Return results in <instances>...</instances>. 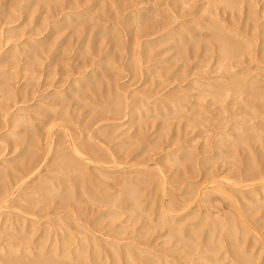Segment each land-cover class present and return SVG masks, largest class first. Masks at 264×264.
Wrapping results in <instances>:
<instances>
[{"label": "rangeland", "instance_id": "rangeland-1", "mask_svg": "<svg viewBox=\"0 0 264 264\" xmlns=\"http://www.w3.org/2000/svg\"><path fill=\"white\" fill-rule=\"evenodd\" d=\"M145 1L84 0L86 6L73 8L90 7L89 17L68 21L64 20L67 0H0V248L6 246L0 249V264H24L23 259L25 264H158L163 259H194L200 264L203 260L196 254L201 250L200 255L211 254L204 247L213 245L217 256L231 251L237 253L236 260L245 256L249 264H264V0H254L256 9L250 3L253 0H242L243 5L237 0L239 7L234 0H227L231 5L225 0L223 5L213 2L216 6L210 2L207 9L202 7L207 0ZM135 6L138 9L131 13ZM248 10L258 19L252 14L248 17ZM175 16H179L177 21ZM219 20V26L234 23L230 28L247 34L246 46L242 43L245 58L233 59L237 67L230 66L212 41L206 42L210 25L216 26ZM151 23H170L173 37H185L173 41L171 35L165 39L163 32L150 29L151 35L137 43L138 36L149 32L144 26ZM193 36L202 43L192 41ZM150 38L154 40L148 44ZM223 62L233 73L227 65L223 69ZM231 75L237 80L242 76L239 81L244 80L242 84L249 88L239 95L232 90L228 96H217L214 87L205 85L207 81L216 86L229 83L234 78ZM234 125L239 131L231 130ZM240 132L246 136L237 141ZM63 155L71 160H58ZM254 173H261L260 179L256 174L255 181ZM250 187L258 189L250 191ZM171 199L174 203L170 204ZM172 203L174 209H168ZM188 208H193L190 214L169 222L170 216L187 213ZM179 222L192 230L190 239L181 241L173 234L172 228L179 227ZM59 237L68 238L69 248L82 245L85 257L67 260L68 256L57 255L56 242L63 241ZM18 239H22L20 244ZM187 248L198 252L189 257ZM185 253L188 255H181ZM7 254L14 259L9 260ZM230 258H223L222 264Z\"/></svg>", "mask_w": 264, "mask_h": 264}, {"label": "bare ground", "instance_id": "bare-ground-1", "mask_svg": "<svg viewBox=\"0 0 264 264\" xmlns=\"http://www.w3.org/2000/svg\"><path fill=\"white\" fill-rule=\"evenodd\" d=\"M46 1H47V0H46ZM74 1H75V0H74ZM74 1H73L74 4H70V3H72L71 0H70V1L67 0V4H66V6H67V8H68V7H69V8H68L67 11L65 12L66 17L64 16V17H65L64 20L72 21L74 18L78 19V18H81V17H83V16H85V15H87V16L89 17L88 12H89V10H90V9H89L90 7H89V8H86V7H85V8H83L81 11H74V8H75V7L78 9L79 7H82V5L86 6L85 3L87 4V2H83V1H84V0H83L82 3L79 2V4H78V3L76 4ZM77 1H79V0H77ZM85 1H88V0H85ZM144 1H145V0H144ZM146 1H147V0H146ZM146 1H145V2H146ZM164 1H165V0H164ZM174 1H175V0H174ZM174 1H173L172 3H174ZM179 1L182 2L183 0H178V3H179ZM186 1H188V0H186ZM194 1H195V0H194ZM196 1H197V0H196ZM218 1H219L220 4H221V2H222L223 0H207V1H205V2L202 3V7H203V9H204V7H205V9H207L206 6H209L208 4H210V2H211V3H213V2L217 3ZM225 1H226V2H224V3H227V0H225ZM234 1H236V4H237V0H234ZM245 1H246V0H245ZM245 1H244V2H245ZM247 1H248V0H247ZM251 1H252V0H251ZM259 1H260V0H259ZM69 2H70V3H69ZM95 2H96V1H95ZM241 2H242V0H241V1L238 0V3H239V4H240ZM248 2H249V1H248ZM257 2H258V1H257ZM182 3H183V2H182ZM184 3H185V2H184ZM194 3H197V2H194ZM194 3H193V4H194ZM229 3H230V1H229L227 4H229ZM250 3H252V5H253L252 7H253V8L255 7L254 5L257 4V3H256V4H253V3H254V0H253L252 2H250ZM96 4H98V3H96ZM231 4H232V2H231ZM231 4H229V5H231ZM239 4H237L238 7H239ZM241 4L243 5V3H241ZM245 4H247V2H246ZM101 5H103V4L101 3ZM106 5H107V4H106ZM135 5L138 6V4H135ZM167 5H168V4H167ZM182 5H183V4H182ZM194 5H195V4H194ZM200 5H201V4H200ZM213 5H214V3H213ZM222 5H223V2H222ZM250 5H251V4H250ZM250 5H249V6H250ZM84 6H83V7H84ZM159 6H160V5H159ZM214 6H216V5H214ZM227 6H228V5H227ZM240 6H241V5H240ZM249 6L247 5V7H249ZM263 6H264V5H263ZM73 7H74V8H73ZM96 7H97V6H96ZM123 7H124V6H123ZM127 7H128V6H127ZM142 7H143V6H142ZM231 7H232V6H231ZM250 7H251V6H250ZM252 7H251V9H253ZM70 8H72L73 11H69ZM222 8H223V6H222ZM229 8H230V6H229ZM64 9H65V7L61 9L62 12L64 11ZM72 9H71V10H72ZM77 9H76V10H77ZM93 9H94V8H93ZM95 9H96V8H95ZM123 9H124V8H123ZM125 9H126V8H125ZM137 9H138V7L136 8V6H135L134 8L131 9V11H130V10H129V11H130L131 13H135ZM212 9H213V8H212ZM212 9H211V10H212ZM218 9H219V8H218ZM248 9H249V8H248ZM251 9H250V10H251ZM255 9H256V7H255ZM255 9H253V10H255ZM126 10H127V9H126ZM140 10H141V9H140ZM143 10H144V9H143ZM143 10H142V12H143ZM201 10H202V9H201ZM209 10H210V8H209ZM232 10H233V9H232ZM240 10H241V9H240ZM240 10H239V11H240ZM253 10H252V11H253ZM129 11H128V12H129ZM202 11H203V10H202ZM207 11H208V10H207ZM207 11H206V12H207ZM219 11H220V10H219ZM227 11H228V10H227ZM242 11H243V10H242ZM245 11H246V10H245ZM263 11H264V8H263ZM92 12H93V11H92ZM124 12H125V11H124ZM139 12H141V11H139ZM139 12H138V13H139ZM204 12H205V11H204ZM209 12H210V11H209ZM248 12H249V10L247 11V13H248ZM259 12H260V11H259ZM90 13H91V12H90ZM96 13H97V12H96ZM182 13H183V12H182ZM182 13H181V14H182ZM223 13H224V12H223ZM254 13H255V12H254ZM254 13H253V12H252V13L249 12V13H248L249 15H248V14H246V15H248V17H249V16L252 14V17H253V14H254ZM262 13H263V12H262ZM129 14H130V13H129ZM147 14H148V13H147ZM154 14H155V13H154ZM174 14H175V13H174ZM181 14H180V15H181ZM183 14H184V13H183ZM204 14H205V13H204ZM207 14H208V13H207ZM209 14L211 15V13H209ZM212 14H215V13H213V11H212ZM241 14H242V13H241ZM241 14H240V15H241ZM132 15H133V14H132ZM148 15H149V14H148ZM177 15H178V14H177ZM202 15H203V14H202ZM215 15H217V14H215ZM146 16H147V15H146ZM155 16H156V15H155ZM183 16H184V15H183ZM203 16H204V15H203ZM213 16H214V15H213ZM217 16H218V15H217ZM223 16H224V15H223ZM254 16H255V15H254ZM260 16H262V14H261ZM144 17H145V16H144ZM151 17H152V15H151ZM153 17H154V16H153ZM178 17H179V16H178ZM178 17L175 16V21H177ZM201 17H202V16H201ZM206 17H208V15H207ZM206 17H205V18H206ZM210 17H211V16H210ZM238 17H239V16H238ZM241 17H242V16H241ZM248 17H247V18H248ZM136 18H139V19H140L141 17H139V16L137 17V16H136ZM147 18H148V17H147ZM149 18H150V16H149ZM173 18H174V17H173ZM176 18H177V19H176ZM214 18H215V17H214ZM219 18H220V17H219ZM228 18H230V17H228ZM250 18H251V17H250ZM81 19H82V18H81ZM89 19H90V18H89ZM145 19H146V17H145ZM153 19H154V18H153ZM156 19H158V18H156ZM156 19H155V20H156ZM199 19H200V18H199ZM209 19H210V18H209ZM211 19H213V18H211ZM223 19H224V18H222V20H223ZM253 19H255V17H253ZM256 19H258V18H256ZM256 19H255V20H256ZM87 20H88V19H87ZM90 20H92V19H90ZM95 20H96V19H95ZM136 20H137V19H136ZM147 20H148V19H147ZM191 20H192V19H191ZM193 20H194V19H193ZM193 20H192V21H193ZM196 20H197V19H196ZM232 20H233V19H232ZM251 20H252V19H251ZM107 21H108V20H107ZM134 21H135V20H134ZM157 21H159V20H157ZM170 21H171V20H170ZM173 21H174V20H173ZM186 21H187V20H186ZM211 21H212V20H211ZM216 21H217V19H216ZM216 21H213V22H216ZM226 21H227V20H226ZM239 21H240V20H239ZM81 22H84V20H82ZM152 22H153V21H152ZM161 22H163V20H161ZM165 22H166V21H165ZM202 22H203V21H202ZM204 22H205L204 24H206V21H204ZM209 22H210V21H209ZM218 22H219V23H218ZM218 22H216V23H218V25L215 23L216 26H212V24L210 23V24H211V25H210V26H211V27H210V28H211L210 30H211L212 33L209 31V34L211 33V34H210L211 36L208 34V36H207L208 39L206 40V42H207V41H212V42H213V47H214V44H215L216 48L219 49V51H221L222 55L224 54L223 57H225L226 60L229 59L228 63H230V66H232V64H235V62H233V59L235 60V57H236V58H239L241 55L243 56L244 53H243V50H242V49H244V48H243L242 46H243L244 44L242 45V43L245 42V46H246L247 43H246L245 40H246V38H248V37H247V34H246V35H245V34L243 35L241 32L238 33L237 30L235 31V28H234V27L230 28L231 26L234 25V23H232L233 25H230V27H226V23H227V22H225V24H224V23H223L224 20H223V22H222L223 25H221V26H219V25L221 24V23H220L221 21L219 20ZM244 22H245V21H244ZM262 22H263V21H262ZM79 23H80V22H79ZM84 23H85V22H84ZM106 23H107V22H106ZM137 23H138V22H137ZM170 23H171V22H170ZM170 23L167 24V25H164V24L161 25L162 23H161V24L159 23L160 25L155 24V23L152 25V23H151L150 26H144V28H145V27H149V28H145V29H148V31L151 29V30H154V31L157 30L158 32H159V31L163 32L161 36H162V38H165V39H168V37H169L170 35L172 36V40H173V41L183 39V37H185V36H183L182 34H181V35H182L183 37L180 36V37H179L180 39H176L175 37H173V36H174V35H173L174 33H171L172 30L170 31V28H169V27H170ZM237 23H239V22H237ZM252 23H253V22H252ZM254 23H255V22H254ZM257 23H258V22H257ZM172 24H173V23H172ZM207 24H208V22H207ZM213 24H214V23H213ZM195 25H197V26H198V25H199V26H202V25H200L199 23H195ZM195 25H194V26H195ZM238 25H239V24H238ZM260 25H261V22H260ZM112 26H113V25H112ZM222 26H225V27L223 28ZM234 26H235V25H234ZM244 26H245V25H244ZM253 26H254V25H253ZM257 26H259V25L257 24ZM257 26H256V27H257ZM262 26H263V24H262ZM113 27H114V26H113ZM142 27H143V26H142ZM180 27H181V26H180ZM188 27H189V26H188ZM144 28H143V29H144ZM172 28H173V27H172ZM175 28H176V27H175ZM183 28H184V27H183ZM191 28H192V27H191ZM191 28H190V29H191ZM246 28H247V25H246L245 29H246ZM248 28H249V27H248ZM143 29H142V30H143ZM145 29H144V30H145ZM180 29H181V28H180ZM190 29H189V30H190ZM194 29H195V28H194ZM202 29H203V28H202ZM207 29H208V27H207ZM256 29H257V28H255V30H256ZM227 30H228V32H227ZM260 30H261V29H260ZM146 31H147V30H146ZM154 31H152V32H154ZM157 31H156V32H157ZM175 31H176V30H175ZM175 31H174V32H175ZM242 31H243V30H242ZM194 32H195V31H194ZM196 32L198 33V30H197ZM204 32H205V31H204ZM245 32H246V30H245ZM247 32H248V31H247ZM247 32H246V33H247ZM260 32H261V31H260ZM263 32H264V30H263ZM138 33H139V32H138ZM142 33H143V32H142ZM142 33H141V34H142ZM145 33H146V34H145ZM145 33H144V35L142 34L141 36H138V37H137V41H138V42L136 41L137 43L142 44L140 39H141L142 37H144V36L151 35V34H150V31H149L148 33H147V32H145ZM154 33H155V32H154ZM176 33H177V32H176ZM176 33H175V34H176ZM183 33H184V32H183ZM197 33H196V34H197ZM251 33H252V32H251ZM160 34H161V33H160ZM188 34H189V33H188ZM191 34H192V33H191ZM249 34H250V33H249ZM252 35H253V34H252ZM256 35H257V34H256ZM261 35H262V34H261ZM157 36H158V35H157ZM175 36H176V35H175ZM199 36H200V35L198 34L197 37H199ZM147 37H148V36H147ZM153 37H154V36H153ZM200 37H202V36H200ZM203 37H204V36H203ZM203 37H202V38H203ZM205 37H206V36H205ZM262 37H263V36H262ZM189 38H191V37H189ZM252 38H254V37H252ZM258 38L260 39V37H258ZM155 39H156V38H155ZM170 39H171V37H170ZM184 39H186V38H184ZM194 39H195V36H193L192 41H193ZM205 39H206V38H205ZM205 39H204V40H205ZM244 39H245V40H244ZM153 40H154V38H152V39L150 38L149 40H147L148 44H149V42H151V41L153 42ZM197 40H198V39H197ZM247 40H248V39H247ZM262 40H263V39H262ZM142 41H143V40H142ZM194 41H196V40H194ZM199 41H202V40H199ZM256 41H257V40H256ZM147 42H146V45H148ZM163 42H165V41H163ZM166 42H167V41H166ZM171 43H172V42H171ZM189 43H191V41H190ZM194 43H195V42H194ZM196 43H198V42L196 41ZM201 43H202V42H201ZM201 43H198V44L200 45ZM204 43H205V41H204ZM210 43H211V42H210ZM251 43H252V41H251ZM251 43H250V45H251ZM139 44H138V45H139ZM177 44H178V43H177ZM186 44H187V43H186ZM192 44H193V43H192ZM207 44H208V43H207ZM207 44H204L203 46H205V45H207ZM248 44H249V43H248ZM208 45H209V44H208ZM144 46H145V45H144ZM192 46H193V45H192ZM197 46H198V45H197ZM145 47H146V46H145ZM213 47H212V48H213ZM209 48H210V47H209ZM214 48H215V47H214ZM187 49H188V47H187ZM203 49H204V48H203ZM249 49H250V48H249ZM245 50H246V49H245ZM185 51H186V49H185ZM205 51H207V50H205ZM245 53H246V52H245ZM246 55H247V54H246ZM223 57H222V58H223ZM243 57H244V56H243ZM220 58H221V57H220ZM244 58H245V57H244ZM244 58H243V59H244ZM225 59H224V60H225ZM238 60H239V59H238ZM238 60H235V61L237 62ZM241 61H242V60H241ZM241 61H240V62H241ZM87 62H88V61H87ZM219 62H220V61H219ZM224 62H225V61H224ZM224 62H223V63H224ZM226 63H227V61H226ZM226 63L223 64V66H224L223 69L226 68L225 66L228 64V63H227V64H226ZM241 63H242V65H243V63H245V62H241ZM241 63H239V64H241ZM87 64H88V63H87ZM87 64H86V65H87ZM89 65H90V64H89ZM235 65H236V64H235ZM227 66L229 67V65H227ZM238 66H239V65H238ZM233 67H234V66H233ZM236 67H237V65H236ZM248 68H249V67H248ZM227 69L230 70L231 68L229 67V68H227ZM227 69H226V70H227ZM234 69H235V68H234ZM245 69H246V68H245ZM228 70L226 71V73L228 72ZM232 70H233V69H232ZM232 70H230V72H231ZM248 70H250V69H248ZM252 70H253V69H252ZM242 71H243V70H242ZM244 71H245V70H244ZM224 72H225V70H224ZM235 72H236V71H235ZM240 72H241V70H240ZM226 73H225V74H226ZM231 73H233V72H231ZM238 73H239V72H237V74H238ZM223 74H224V73H223ZM225 74H224V75H225ZM229 74H230V73H229ZM229 74H227V75L230 77ZM239 74H241V73H239ZM233 75H234V74H233ZM242 75H243V73H242ZM247 75H248V74H247ZM231 76H232V75H231ZM239 76H241V75H239ZM220 77H221V76H220ZM233 77H234V76H232V78H233ZM237 77H238V75H237ZM241 77H242V76H241ZM241 77H239V79H240ZM217 78H219V77L217 76ZM224 78H225V77H224ZM226 78H227V77H226ZM226 78L223 79V80L226 81ZM230 78H231V77H230ZM234 78H235V77H234ZM234 78H233L232 80L229 79V81H230L229 83H227V82L223 83V82H221V81H220L221 83H219L218 80L215 81V83L218 82L219 84H221V85H219V86H216V84L214 85V84H212V83H209V81H207V82L205 83V85H206L207 87L209 86L211 89H213V87H214V88H215V91L218 92V93H213V92L211 91L210 94L213 93L214 95L216 94L217 96H218V95L221 96V94H222V96H224L223 94H224V93H225V94L227 93L226 95L228 96V94H229L228 92H230V91H232V90H233V91L236 90V91H239V92H236V93H238V95H239V93H240L242 90L245 91V89L247 88V86H245L246 84H242L243 81H244L243 79H242L243 81L240 80V81H241V82H240L239 79L237 80L236 78H235V79H234ZM242 78H243V77H242ZM245 78H246V77H244V79H245ZM208 79H209V78H208ZM210 79H211V78H210ZM210 79H209V80H210ZM219 79H220V78H219ZM227 79H228V78H227ZM215 80H216V79H215ZM220 80H221V79H220ZM245 80H246V79H245ZM256 80H257V79H256ZM262 80H263V79H262ZM195 81L197 82L198 80L195 79ZM195 81H193V83H195ZM212 82L214 83V80H213ZM254 82H255V81H254ZM193 83H192V84H193ZM201 83H202V81H201ZM244 83H245V82H244ZM249 83H250V82H249ZM195 84H196V83H195ZM201 85H202V84H201ZM203 85H204V84H203ZM100 87H101V86H100ZM199 87H200V86H199ZM263 87H264V86H263ZM190 88H191V87H190ZM201 88H202V86H201ZM203 88H204V87H203ZM203 88H202V89H203ZM248 88H249V84H248ZM248 88H247V89H248ZM250 88H251V87H250ZM208 89H209V88H208ZM211 89H210V90H211ZM251 89H252V88H251ZM255 89H256V88H255ZM263 90H264V89H263ZM257 91H258V90H257ZM208 92H209V90H208ZM250 92H252V91L250 90ZM253 92H255V91H253ZM219 93H220V94H219ZM263 93H264V92H263ZM205 94H206V93H205ZM249 95H251V94H249ZM255 95H256V94H255ZM230 96H231V95H230ZM253 96H254V95H253ZM251 97H252V95H251ZM212 98L214 99L215 96L212 97ZM219 98H220V97H219ZM259 98H261V96H260ZM221 99H222V98H221ZM216 100H217V99H216ZM218 100H219V99H218ZM257 100H258V98H257ZM231 101H232V100H230V102H231ZM258 101H259V100H258ZM262 101H263V100H262ZM262 101H261V102H262ZM119 103H120V102H119ZM169 104H171V103H169ZM115 105H116V104H115ZM121 105H122V104H121ZM131 105H132V104H131ZM181 105H182V104H181ZM113 106H114V105H113ZM164 106H167V105H164ZM164 106H163V107H164ZM133 107H134V106H133ZM160 107H161V106H160ZM167 107H168V106H167ZM170 107H171V106H170ZM177 107H178V106H177ZM183 107H184V106H183ZM114 108H115V107H114ZM117 108H118V106H117ZM180 108H181V107H180ZM251 108H253V107H251ZM129 109H130V108H129ZM132 109H133V108H132ZM109 111H110V110H109ZM118 111H119V110H118ZM114 112H115V111H114ZM110 113H112V112H110ZM119 114H120V113H119ZM132 114H133V113H132ZM47 115H48V114H47ZM114 115H117V114H114ZM54 118H55V117H54ZM244 122H245V121H244ZM236 123H238V124L240 125V126H239V128H240V127H241V124H240L239 122H236ZM31 125H32V124H31ZM234 126H235V125H234ZM230 127H231V126H230ZM232 127H233V126H232ZM253 127H254V126H253ZM241 128H242V127H241ZM258 128H259V127H258ZM234 129H238L237 125H236L234 128H231V130H234ZM227 130H228V129H227ZM257 130H258V129H257ZM228 131H229V130H228ZM228 131H227V132H228ZM238 131H239V129H238ZM253 131H254V130H253ZM255 131H256V130H255ZM25 132H26V131H25ZM103 132H104V131H103ZM222 132H223V131H222ZM242 132H243V131H242ZM246 132H247V131H246ZM249 132H250V131H249ZM15 133H16V132H15ZM28 133H30V132L28 131ZM33 133H34V132H33ZM240 133H241V132H240ZM244 133H245V132H244ZM106 134H107V133H106ZM226 134H227V133H226ZM246 134H248V132H247ZM253 134H254V133H253ZM26 135H27V133H26ZM31 135H32V132H31ZM103 135H104V134H103ZM232 135L234 136V134H232ZM232 135H231V136H232ZM106 136H107V135H106ZM245 136H246V135H245ZM245 136L242 135V133H241V134L237 137V139H238L237 141H241L242 139H244ZM99 137H101V136H99ZM105 138H106V137H105ZM28 139H29V138H28ZM28 139H27V140H28ZM30 139H31V138H30ZM231 140L233 141L234 139H231ZM28 141H30V140H28ZM228 141H229V139H228ZM232 141H231V142H232ZM231 142H230V143H231ZM229 145H230V144H229ZM231 145H232V144H231ZM28 146H29V145H27V147H28ZM30 146H31V145H30ZM33 147H34V146H33ZM74 147H75V145H74ZM76 147H77V146H76ZM78 147L80 148V146H78ZM79 148H78V149H79ZM30 149H31V148H30ZM82 149H83V148H82ZM82 149H81V150H82ZM74 150H76V149H74ZM79 150H80V149H79ZM81 150H80V151H81ZM29 151H30V150H29ZM76 151H77V150H76ZM92 151H93L94 154H95V151H94V150H92ZM205 151H206V150H205ZM27 152H28V151H27ZM38 152H40V150L37 151V153H38ZM70 152H71V151H70ZM78 152H79V151H78ZM81 152H82V151H81ZM34 153H35V150H34L33 154H34ZM45 153H46V152H45ZM51 153H52V152H51ZM57 153H58V152H57ZM79 153H80V152H79ZM206 153H207V151H206ZM80 154H82V153H80ZM84 154H85V153H84ZM24 155H25V154H24ZM29 155L31 156L32 154H29ZM59 155H60V154H59ZM59 155H58V156H59ZM73 155H74V154H73ZM189 155H190V154H189ZM36 156H37V154H36ZM36 156L34 155V157H36ZM44 156H45V155H44ZM190 156H192V155H190ZM24 157H25V156H24ZM68 157H69V155H68ZM68 157H66L65 155H63V156L59 157L58 160H61L62 162H63V161H67V162H68L69 159H70V158H68ZM37 158L39 159V157H37ZM43 158H44V157H43ZM75 158H76V157H75ZM93 158H94V157H93ZM23 159H24V158H23ZM32 159H33V158H32ZM41 159H42V158H41ZM56 159H57V158H56ZM77 159H78V158H77ZM1 160H2V159H1ZM26 160H27V158H26ZM36 160H37V159H36ZM50 160H51V159H50ZM70 160H71V159H70ZM27 161H28V160H27ZM29 161H30V159H29ZM31 161H32V160H31ZM37 161H38V160H37ZM67 162H66V163H67ZM34 163H35V161H34ZM34 163H33V165H34ZM36 163H37V162H36ZM63 163H64V162H63ZM253 163H255V162H253ZM27 164H28V163H27ZM31 164H32V163H31ZM72 164H74V163H72ZM14 165H15V164H14ZM18 165H19V164H18ZM36 165H37V164H36ZM36 165H35V166H36ZM69 165H70V164H69ZM75 165H77V164H75ZM75 165H74V166H75ZM15 166H16V165H15ZM20 166H21V165H20ZM27 166L29 167V165H27ZM17 167H18V166H17ZM22 167H23V166H22ZM262 167H263V166H262ZM8 168H9V167H8ZM13 168H15V167H13ZM32 168H33V167H31V169H32ZM77 168H79V167H77ZM258 168H260V167L258 166ZM263 168H264V167H263ZM28 169H29V168H28ZM35 169H36V168H35ZM62 169H63V165H62ZM253 169H254V168H253ZM5 170H6V169H5ZM7 170H8V169H7ZM12 170H13V169H12ZM19 170H20V169H19ZM25 170H26V169H25ZM262 170H263V169H262ZM262 170H261V171H262ZM0 171H1V170H0ZM14 171H15V170H14ZM255 171H256V169H255ZM4 172H5V171H4ZM62 172H63V171H62ZM69 172H70V170H69ZM73 172H76V171L73 170ZM2 173H3V172H2ZM9 173H10V172H9ZM13 173H14V172H13ZM17 173H18V172H17ZM60 173H61V172H60ZM63 173H64V172H63ZM78 173H79V172H78ZM78 173H77V174H78ZM243 173H244V172H243ZM257 173H258V172H257ZM257 173H256V174H257ZM261 173H262V172H261ZM261 173H260V175H261ZM3 174H4V173H3ZM11 174H12V173H11ZM24 174H25V173H24ZM72 174H73V173H72ZM254 174H255V173H254ZM256 174H255L254 177H253V178H255V179H254L255 181H256L257 178L260 179V178H259L260 175L257 174V176H256ZM6 175H7V174H6ZM14 175H15V174H14ZM26 175H27V174H26ZM63 175H64V174H63ZM75 175H76V174H73L74 177H75ZM244 175H245V174H244ZM249 175H250V174H249ZM258 175H259V176H258ZM1 176H2V175H1ZM11 176H12V175H11ZM15 176H16V175H15ZM18 176H19V174H18ZM18 176H16V177H18ZM22 176L24 177L23 174H22ZM27 176H28V175H27ZM64 176H66V175H64ZM73 176H72V177H73ZM83 176H84V175H83ZM240 176H241L240 179H242V174H241ZM247 176H248V175H247ZM247 176H245V177H247ZM255 176H256L257 178H256ZM263 176H264V174H263ZM2 177H3V176H2ZM5 177H6V176H5ZM3 178H4V177H3ZM61 178H62V177H61ZM70 178H71V176H70ZM79 178H80V177H79ZM85 178H86V177H85ZM247 178H248V177H247ZM247 178H246V179H247ZM9 179H10V177H9ZM9 179L7 178L8 182H9ZM14 179H15V177H14ZM20 179H21V178H20ZM20 179H19V180H20ZM23 179H24V178H23ZM51 179H52V178H51ZM224 179H225V178H224ZM238 179H239V177H238ZM240 179H239V180H240ZM243 179H244V178H243ZM246 179H244V181H245ZM258 179H257V180H258ZM263 179H264V178H263ZM5 180H6V178H5ZM42 180H43V179H42ZM77 180H78V179H77ZM133 180H134V179H133ZM227 180H228V179H227ZM232 180H233V179H232ZM247 180L249 181V178H248ZM78 181H79V180H78ZM235 181H237V180H235ZM255 181H254V182H255ZM43 182H44V181H43ZM68 182H69V181H68ZM122 182H123V181H122ZM242 182H243V180H242ZM245 182H247V181H245ZM13 183H14V182H13ZM41 183H42V182H41ZM41 183H40V184H41ZM45 183H46V182H45ZM45 183H43V184H45ZM56 183H57V181L55 182V184H56ZM84 183H85V182H84ZM86 183H87V182H86ZM234 183H235V182H234ZM243 183H244V182H243ZM16 184H18V183H16ZM128 184H129V183H128ZM211 184H213V182H212ZM236 184H237V185H240V183H236ZM11 185H12V184H11ZM52 185H54V184H52ZM57 185H58V184H57ZM57 185H56V186H57ZM115 185H116V184H115ZM121 185H122V183H121ZM218 185H219V184H218ZM218 185H217V186H218ZM261 185H263V184H261ZM35 186H37V184H36ZM50 186H51V185H50ZM64 186H65V185H64ZM122 186H123V185H122ZM231 186H233V185H231ZM258 186H259V185H258ZM68 187H69V186H67V188H68ZM124 187H125V185H124ZM220 187H221V184H220ZM222 187H223V186H222ZM251 187H253V186H251ZM251 187H250V188H251ZM263 187H264V186H263ZM27 188H28V187H27ZM49 188H52V187H49ZM53 188H54V187H53ZM56 188H57V187H56ZM69 188H70V187H69ZM83 188H84V187H83ZM83 188H81V189H83ZM85 188H86V187H85ZM85 188H84V189H85ZM129 188H130V187H129ZM135 188H136V187H135ZM255 188H256V187H255ZM255 188H254V189H255ZM260 188H261V187H260ZM8 189H9V188H8ZM73 189H74V188H73ZM87 189H88V188H87ZM121 189H123V188H121ZM130 189H131V188H130ZM189 189H190V188H189ZM191 189H192V188H191ZM215 189H216V188H215ZM232 189L235 190V188H232ZM248 189H249V188H248ZM251 189H252V188H251ZM254 189H252V190H250V191H253ZM257 189H258V188H256V190H257ZM57 190H58V189H57ZM88 190H89V189H88ZM88 190H87V191H88ZM128 190H129V189H128ZM187 190H188V189H187ZM187 190H186V191H187ZM204 190H205V189H204ZM213 190H214V188H213ZM234 190H232V191H234ZM236 190H237V189H236ZM236 190H235V192H236ZM242 190H243V188H242ZM245 190H246V189H245ZM256 190H255V191H256ZM261 190H262V189H261ZM6 191H7V190H6ZM60 191H61V190H60ZM66 191H67V190H66ZM91 191H92V190H91ZM131 191H132V190H131ZM167 191H168V190H167ZM216 191L219 192L220 190H216ZM237 191H238V190H237ZM250 191L248 190V192H250ZM255 191H254V192H255ZM22 192H23V191H22ZM40 192H41V191H40ZM51 192H53V190H52ZM54 192H55V191H54ZM72 192H73V191H72ZM83 192H84V191H83ZM118 192H121V191H118ZM168 192H169V191H168ZM188 192H189V191H188ZM204 192H205V191L202 192V193H203L202 195L205 196L207 193L205 192V193H206V194H205ZM239 192H242V191L240 190ZM243 192H244V190H243ZM254 192H253V194H254ZM260 192H261V191H260ZM8 193H9V191H8ZM35 193H36V192H35ZM68 193H69V192H68ZM89 193H90V192H89ZM129 193H130V191H129ZM231 193H232V192H231ZM246 193H247V192H246ZM246 193H245V194H246ZM263 193H264V192H263ZM29 194H30V193H29ZM64 194H65V193H64ZM69 194H70V193H69ZM74 194H75V193H73L72 195H74ZM83 194H84V193H83ZM108 194H109V193H108ZM112 194H113V193H112ZM117 194H118V193H117ZM122 194H123V193H122ZM122 194H121V195H122ZM240 194H242V193H240ZM247 194H248V193H247ZM247 194H246V197H248ZM255 194H256V193H255ZM257 194H258V192H257ZM8 195H9V194H8ZM38 195H39V194H38ZM40 195H41V194H40ZM115 195H116V194H115ZM128 195H129V194H128ZM29 196H30V195H29ZM60 196H62V194H61ZM194 196H195V195H194ZM230 196H231V195H230ZM257 196H258V195H257ZM257 196H256V197H257ZM25 197H26V196H25ZM62 197H63V196H62ZM116 197H117V196H116ZM200 197H202V196H200ZM0 198H1V197H0ZM17 198H18V197H17ZM185 198H186V197H185ZM188 198H189V197H188ZM192 198H193V197H192ZM194 198H195V197H194ZM235 198H236V197H235ZM252 198H253V197H252ZM257 198H259V197H257ZM257 198H255V199H257ZM25 199H26V198H25ZM93 199H94V198H93ZM128 199H129V198H128ZM2 200H3V199H2ZM4 200H5V198H4ZM16 200H17V199H16ZM29 200H30V199H29ZM171 200H172V199H171ZM179 200H180V199H179ZM185 200H186V199H185ZM192 200H193V199H191V201H192ZM258 200H259V199H257V201H258ZM93 201H94V200H93ZM96 201H97V200H96ZM100 201H101V200H100ZM113 201H114V199H113ZM115 201H116V200H115ZM15 202H16V201H15ZM171 202L174 203L173 200L170 201V204H171ZM182 202H183V200H182ZM189 202H190V200L188 201V205H189ZM137 203H139V202H137ZM173 203H172V205H170V204L168 205V209H170V208H171V210L174 209V204H173ZM183 203H184V202H183ZM237 203H238V202H237ZM8 204H9V203H8ZM11 204H12V203H11ZM14 204H15V203H14ZM14 204H13V205H14ZM175 204H176V203H175ZM200 204H201V203H200ZM25 205H26V204H25ZM25 205H23V206H25ZM179 205H180V204H178V207H180ZM186 205H187V204H186ZM238 205H239V204H238ZM7 206H8V205H7ZM169 206H170V208H169ZM181 206L183 207L182 204H181ZM9 207H10V206H9ZM21 207H22V206H21ZM195 207H196V206H195ZM180 208H181V207H180ZM180 208H179V209H180ZM239 208L242 209V207H240V206H239ZM7 209H8V208H7ZM18 209H19V208H18ZM20 209H21V208H20ZM127 209H129V208H127ZM181 209H183V208H181ZM176 210H178V209H176ZM0 211H1V210H0ZM24 211H25V210H24ZM191 211H193V208H191V209L188 208V209H187V213H183V214H174L173 216H170L168 220H169V222H173V221H175L177 218L182 217L184 214H190ZM175 212H176V211H175ZM189 212H190V213H189ZM160 213H161V212H160ZM227 213H228V215H230L229 212H227ZM243 213H244V212H243ZM233 214H234V213H233ZM18 215H19V214H18ZM225 215H226V214H225ZM0 217H1V216H0ZM225 217H227V216H225ZM244 217H246V216H244ZM13 219H14V218H13ZM203 219L205 220V218H203ZM213 219H214V218H213ZM230 219H231V221H232L233 218H230ZM248 220H249V219H248ZM154 221H155V220H154ZM201 221H202V220H201ZM218 221H219V219L216 220V223H217ZM222 221L224 222L223 219H222ZM6 222H7V221H6ZM18 222H20V221L18 220ZM202 222H204V221H202ZM202 222H201V223H202ZM225 222H226V221H225ZM225 222H224V223H225ZM236 222H237V221H236ZM11 223H12V222H10V224H11ZM13 223H14V221H13ZM173 223H174V222H173ZM179 223H180V222H179ZM201 223H200V224H201ZM230 223H233V222H230ZM230 223H229V224H230ZM8 224H9V223H8ZM17 224H18V223H17ZM20 224H21V222H20ZM167 224H168V223L166 222V226H165V227H168ZM171 224H172V223H171ZM198 224H199V223H198ZM211 224H212V223H211ZM236 224H237V223H236ZM13 225H14V224H13ZM21 225H22V224H21ZM164 225H165V224H164ZM172 225H174V224H172ZM179 225H180V226H179ZM183 225H184V224H183ZM189 225H190V224H189ZM195 225H196V224H195ZM216 225H218V224H216ZM9 226H10V225H9ZM14 226H15V225H14ZM17 226H18V225H17ZM169 226H171V225H169ZM175 226H176V225H175ZM178 226H179V227H177V228H174V227H173V228H172V230H173L172 232H173L174 235L179 236V237H178L179 240L183 241L184 239H187V238H189V236H191V235L188 234L189 230H191V229H188L189 227H188V228H187V227H184V226H182L181 223L178 224ZM221 226H222V225H221ZM4 227H5V226H4ZM18 227H19V226H18ZM23 227H24V226H23ZM60 227H61V226H60ZM81 227H82V225H81ZM85 227H86V226H85ZM171 227H172V226H171ZM208 227H209V226H208ZM210 227H211V225H210ZM215 227H216V226H215ZM229 227H230V226H229ZM192 228H193V227H192ZM213 228H214V227H213ZM217 228L219 229L220 227H217ZM222 228H223V227H222ZM227 228H228V227H227ZM12 229H13V228H12ZM167 229H168V228H167ZM167 229H166V230H167ZM225 229H226V228H225ZM232 229L234 230V227H232ZM243 229H244V228H243ZM58 230H59V228H58ZM209 230H210V229H208V231H209ZM211 230H212V229H211ZM214 230H216V229H214ZM222 230H223V229H222ZM228 230H229V229H228ZM230 230H231V228H230ZM12 231H13V230H12ZM62 231H63V230H62ZM167 231H169V230H167ZM191 231H192V230H191ZM217 231H218V230H217ZM219 231H220V230H219ZM58 232H59V231H58ZM58 232H57V233H58ZM90 232H91V231H90ZM196 232H197V231H196ZM199 232H201V231H199ZM212 232H213V231H212ZM220 232H221V231H220ZM57 233H55V234H57ZM62 233H63V232H62ZM94 233H95V232H94ZM191 233H192V232H191ZM191 233H190V234H191ZM213 233H214V232H213ZM217 233H218V232H217ZM235 233H236V232H235ZM165 234H166V233H165ZM165 234H164V235H165ZM173 234H172V235H173ZM209 234H210V233H209ZM209 234H208V235H209ZM227 234H228V233H227ZM227 234H226V235H227ZM62 235H63V234H62ZM62 235H61V236H62ZM65 235H66V234H65ZM65 235H63V236H65ZM164 235H163V236H164ZM172 235H171V237H173ZM196 235H197V234H196ZM213 235H214V234H212L211 236H213ZM217 235H218V234H217ZM223 235H224V234H223ZM234 235H235V234H234ZM237 235H238V234H237ZM12 236H13V235H12ZM17 236H18V235H17ZM17 236H16V237H17ZM23 236H24V235H23ZM23 236H22L21 238H23ZM53 236H55V235H53ZM56 236H57V235H56ZM63 236H62V238H63ZM70 236H71V235H70ZM70 236H69V237H70ZM221 236H222V234H221ZM221 236H220V237H221ZM228 236H229V235H228ZM228 236H227V237H228ZM238 236H239V235H238ZM67 237H68V236H67ZM71 237H72V236H71ZM166 237H167V236H166ZM169 237H170V235H169ZM234 237H235V236H234ZM57 238H58V237H57ZM59 238H61V237H59ZM62 238H61V239H62ZM65 238H66V236H65ZM72 238H73V237H72ZM74 238H76V237H74ZM96 238H97V237H96ZM96 238H95V239H96ZM191 238H192V237H191ZM194 238H195V236H194ZM235 238H236V237H235ZM61 239H59V240H61ZM67 239H68V238H67ZM67 239H65V240L62 239V240H63L62 243H61V241H60V243H59V241H57V239H56V241H57L56 244H57V247H58V248H56V249L59 250V253H58L57 255H62V256L64 255V256H66V257L68 256L67 260H68V259H70V260L72 259V260H73L76 256H77L78 258L85 257V256H83V253H85V251L82 253V250H83V249H80V247H81L82 245H79L80 247L77 245V246L74 247L73 249H72V248H69V246L67 245V243H68ZM101 239H102V238H101ZM189 239H190V238H189ZM195 239L197 240L198 238H195ZM195 239H194V241H195ZM209 239H210V238H209ZM212 239H213V238H212ZM228 239H229V238H228ZM236 239H238V238H236ZM241 239L243 240V238H241ZM72 240L74 241V240H76V239H72ZM79 240H80V239H79ZM102 240H103V239H102ZM170 240H172V239L170 238ZM173 240H174V239H173ZM198 240H199V239H198ZM205 240H206V239H205ZM223 240H224V239H223ZM229 240H230V239H229ZM18 241H19V244H20V241H22V239H20V240L18 239L16 242L18 243ZM73 241H72V242H73ZM113 241H114V240H113ZM186 241H187V240H186ZM194 241H192V242L194 243ZM207 241H208V239H207ZM218 241H219V240H218ZM220 241H221V240H220ZM233 241H234V239H233ZM235 241H236V240H235ZM23 242H24V241H23ZM54 242H55V239H54ZM54 242H53V243H54ZM75 242H76V241H75ZM75 242H73V243H75ZM79 242H80V241H79ZM85 242H86V241H85ZM96 242H97V241H96ZM99 242H100V241H99ZM105 242H106V241H105ZM114 242H115V241H114ZM116 242H117V240H116ZM119 242H120V241H119ZM119 242H118V243H119ZM190 242H191V241H190ZM195 242H197V241H195ZM200 242H201V241H200ZM211 242H212V241H211ZM228 242H229V241H228ZM10 243H11V242H10ZM34 243H35V242H34ZM73 243H72V244H73ZM76 243H77V242H76ZM81 243H82V242H81ZM89 243H90V242H89ZM94 243H95V242H94ZM187 243H188V242H187ZM205 243H206V242H205ZM207 243H209V241H208ZM229 243H231V242H229ZM236 243H237V241H236ZM56 244H55V245H56ZM77 244H79V243H77ZM102 244H103V243H102ZM107 244H108V243H107ZM107 244H106V245H107ZM110 244H111V243H110ZM112 244H113V243H112ZM184 244H185V243H184ZM239 244H240V243H239ZM4 245H5V244H4ZM10 245H11V244H10ZM17 245H18V244H17ZM17 245H16V246H17ZM73 245H74V244H73ZM106 245H105V246H106ZM115 245H116V244H115ZM117 245H119V244H117ZM173 245H174V243H173ZM191 245H192V244H191ZM207 245H209V244H207ZM52 246H53V245H52ZM70 246H71V244H70ZM112 246H113V245H112ZM119 246H121V245H119ZM123 246H124V245H123ZM133 246H134V245H133ZM136 246H138V245H136ZM194 246H196V245H194ZM198 246H199V245H197V247H198ZM202 246H203V245H202ZM205 246H206V245H205ZM224 246H225V245H224ZM238 246H239V245H238ZM5 247H6V246H5ZM5 247H4V248H0V249H5ZM8 247H9V246H8ZM18 247H19V245H18ZM18 247H17V248H18ZM95 247H96V246H95ZM95 247H94V248H95ZM98 247H101V244H100V246H98ZM98 247H97V248H98ZM113 247H114V246H113ZM117 247H118V246H117ZM131 247H132V246H131ZM134 247H135V246H134ZM148 247H149V246H148ZM148 247H147V248H148ZM187 247H188V246H187ZM199 247H200V246H199ZM199 247H198V249H201V248H199ZM235 247H236V246H234V248H235ZM242 247H243V246H242ZM14 248H15V246H14ZM14 248H13V249H14ZM53 248H55V246H53ZM94 248H93V249H94ZM97 248H96V249H97ZM110 248H111V247H110ZM132 248H133V247H132ZM192 248H193V246H192ZM192 248H191V249H192ZM194 248H195V247H194ZM204 248H205V250H208L211 254H208V252H207V254H208V255H207L206 253L203 254V253H204V252H203L202 255H200L199 253H201L202 250L199 251V253H198V254H199V257H198V254H196V256H197V259L199 258L201 261L203 260L200 264H209L211 261H215L214 263L212 262V264H215L216 261H218L219 264H222V262H221L222 259H223V258H224V259H225V258H228V257H230V256H231V258H232V257H233V258H232V259L230 258L231 261H229V263H227V264H237V263H238V264H249V263H251L249 260H247V259H249V258L246 259L245 256H244L245 259H244V257H243L244 260H243V259H240V258H239L240 260H236V259H237V257H236V256H237V255H236L237 253H235V252H231V251H230V253L227 251L224 255L222 254V256H217V252L215 251L216 248H217L216 245H213V247L211 246V248H208V247H204ZM236 248H237V247H236ZM11 249H12V248H10V251H12ZM28 249H29V248H28ZM85 249H86V248H85ZM93 249H92V250H93ZM101 249H102V248H101ZM103 249H104V248H103ZM105 249H106V247H105ZM120 249H121V248H120ZM130 249H131V248H130ZM133 249H134V248H133ZM181 249H182V247H181ZM187 249H189V248H187ZM196 249H197V248H195V250H196ZM202 249H203V248H202ZM221 249H222V248H221ZM228 249H229V248H228ZM231 249H233V248H231ZM241 249H242V248H241ZM241 249H240V250H241ZM22 250H23V249H22ZM115 250H116V249H115ZM117 250H118V248H117ZM117 250H116V252H117ZM125 250H126V249H125ZM173 250H174V249H173ZM205 250H203V251H205ZM235 250H236V249H235ZM20 251H21V250H20ZM52 251H54V249H53ZM137 251H138V250H137ZM143 251H144V250H143ZM176 251L178 252L179 249L176 250ZM187 251H189V252H188L189 255L186 254V253H185V254H181V255H186V256L188 255L189 257H191L190 255H194L193 253L198 252V251H193V252H191L192 250L190 251V249L187 250ZM245 251H246V249H245ZM119 252H120V251H119ZM130 252H131V251H130ZM130 252H129V253H130ZM135 252H136V251H135ZM146 252H147V251H146ZM148 252H149V251H148ZM177 252H176V253H177ZM184 252H186V249H185ZM248 252H251V251L248 250ZM9 253H10V252H9ZM50 253H51V252H50ZM53 253H54V252H53ZM73 253L75 254V256H71V255H73ZM88 253H89V255H91L89 251H88ZM95 253H96V251H95ZM98 253H99V252L97 251V254H98ZM108 253H109V252H108ZM117 253H118V252H117ZM138 253H139V252H138ZM181 253H182V250H181ZM190 253H191V254H190ZM48 254H49V253H48ZM55 254H56V253H55ZM92 254H93V253H92ZM97 254H95V255H97ZM101 254H102V253H101ZM110 254H111V253H110ZM112 254H113V253H112ZM118 254H119V253H118ZM122 254H123V251H122ZM146 254H147V253H146ZM177 254H178V253H177ZM245 254H246V253H245ZM7 255H8V254H7ZM9 255H10V254H9ZM9 255H8L9 260L12 261L14 258H11ZM39 255H40V254H39ZM49 255H53V254H49ZM85 255H87V254H85ZM98 255H99V254H98ZM144 255H145V254H144ZM174 255H175V254H174ZM235 255H236V256H235ZM240 255H241V254H240ZM250 255H251V253H250ZM20 256H21V255H20ZM53 256H54V255H53ZM93 256H94V255H93ZM93 256H92V257H93ZM117 256H118V255H117ZM126 256H127V255H126ZM136 256H137V255H136ZM186 256H185V257H186ZM200 256H201V257H200ZM234 256H235L236 258H235ZM238 256H239V255H238ZM13 257H14V256H13ZM15 257H16V255H15ZM35 257H36V256H35ZM39 257H40V256H39ZM86 257H87V256H86ZM90 257H91V256H90ZM92 257H91V258H92ZM241 257H242V255H241ZM247 257H249V256H247ZM251 257H252V256H251ZM20 258H21V257H20ZM20 258H19V259H20ZM23 258H24V256H23ZM28 258H29V257H28ZM28 258H27V259H28ZM49 258H50V257H49ZM56 258H58V257L56 256ZM63 258H64V257H63ZM122 258H123V257H122ZM122 258H121V259H122ZM134 258H135V256H134ZM179 258H180V257H179ZM179 258H178V259H179ZM181 258H184V257L181 256ZM187 258H188V257H187ZM194 258H196V257H194ZM7 259H8V258H7ZM16 259H17V258H16ZM40 259H41V257H40ZM53 259H54V257H53ZM119 259H120V257H119ZM128 259H129V258H128ZM137 259H138V258H137ZM141 259H142V258H141ZM167 259H168V258H167ZM252 259H255V258L253 257ZM38 260H39V258H38ZM49 260H52V259H49ZM55 260H56V259H55ZM59 260H60V259H59ZM59 260H58V262H61V261H59ZM61 260H63V259L61 258ZM64 260H65V259H64ZM76 260H77V259H76ZM80 260H81V259H80ZM82 260H83V259H82ZM82 260H81V261H82ZM91 260H92V259H91ZM91 260H90V261H91ZM163 260H165V262H163V261L161 260V261L158 262V264H169V263H170V264H199V263H194V262H193L194 259H192L191 262H189L188 259H186L187 261H185V258L183 259L185 262H182V260H181V261H180V260L169 261V259H168L169 262H167L166 259H163ZM195 260H196V259H195ZM242 260H243L244 262H243ZM250 260H251V258H250ZM17 261H18V260H17ZM23 261H24V264L27 263V261H25L24 259L22 260V263H23ZM32 261H33V259H32ZM36 261H37V260H36ZM52 261H53V260H52ZM78 261H79V260H78ZM116 261H119V260H116ZM142 261H143V259H142ZM145 261H146V259H145ZM148 261H149V260H148ZM148 261H146V262H148ZM198 261H199V260H198ZM224 261H225V260H224ZM224 261H223V262H224ZM235 261H237V262L235 263ZM254 261H255V260H254ZM62 262H63V261H62ZM64 262H65V261H64ZM255 262H256V261H255ZM51 263H52V262H51ZM54 263H55V262H54ZM69 263H71V262H69ZM69 263L67 262L66 264H69ZM89 263H90V262H89ZM94 263H95V262H94ZM101 263H102V262H101ZM108 263H109V260H108ZM111 263H112V261H111ZM55 264H56V263H55ZM59 264H60V263H59ZM61 264H62V263H61ZM64 264H65V263H64ZM87 264H88V263H87ZM95 264H96V263H95ZM116 264H117V263H116ZM125 264H126V263H125ZM129 264H130V263H129ZM150 264H156V261H154V262L151 261ZM254 264H255V263H254Z\"/></svg>", "mask_w": 264, "mask_h": 264}]
</instances>
